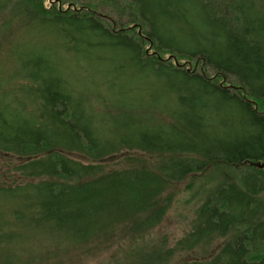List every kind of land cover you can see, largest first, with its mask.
I'll list each match as a JSON object with an SVG mask.
<instances>
[{"label":"trees","instance_id":"trees-1","mask_svg":"<svg viewBox=\"0 0 264 264\" xmlns=\"http://www.w3.org/2000/svg\"><path fill=\"white\" fill-rule=\"evenodd\" d=\"M100 3L0 0V29L15 20L52 39L13 50L9 81L19 84L0 91V153L19 158L0 166V264L133 241L162 221L166 190L207 167L235 181L204 199L173 250L232 234L182 264H264V10L246 0ZM70 63L99 69L89 100L69 89ZM128 150L170 159L101 173L66 156Z\"/></svg>","mask_w":264,"mask_h":264},{"label":"rangeland","instance_id":"rangeland-1","mask_svg":"<svg viewBox=\"0 0 264 264\" xmlns=\"http://www.w3.org/2000/svg\"><path fill=\"white\" fill-rule=\"evenodd\" d=\"M97 1L100 3L102 0ZM246 2L254 8L260 7L262 11L264 10V0H246ZM121 3L125 7L126 1H121ZM125 11L127 12V10ZM7 26L6 29H0V91L3 92L9 91L12 89L11 87L19 84V81L15 83L12 81L11 84L9 81V77L18 67V62L12 54L13 50L17 48L23 50L24 47H29L27 51L34 52L52 40L50 35L32 32L27 26L15 20ZM60 51L58 49L53 55L59 57ZM63 74L66 76L69 89L78 92L81 99L89 100L90 96L96 95L94 84L100 79L97 67L86 63H70ZM64 154L66 155V153ZM66 156L84 164L99 165L101 173L141 167L155 170L170 159L169 155L163 153L153 155L137 150L122 151L101 161L96 160L99 162H90L94 160L77 153H68ZM36 157L38 156H32L28 159ZM17 162H19L18 157L0 153V166L8 165L7 169L9 166L12 169ZM256 166L264 168V163H258ZM2 176L5 178L8 174ZM11 176L14 178H9L10 180L6 181V185L17 183L15 175L11 174ZM228 180L235 181V176L219 168L207 167L200 173H195L180 182H175L166 190L170 202L162 221L148 233L139 237L133 236V241L113 243L110 248H104L98 244V246L91 248L87 247V252L84 254L67 253L61 256L59 261L51 264H182L185 261L191 262L192 259L197 261L204 257L207 259L208 256L215 253L220 245L231 238L232 234L214 239L199 246L200 249L191 252L173 250L174 245L195 224L196 212L204 199L218 185L228 183Z\"/></svg>","mask_w":264,"mask_h":264}]
</instances>
